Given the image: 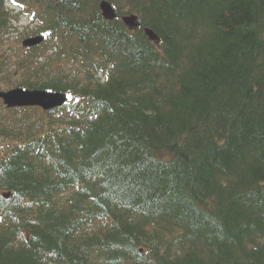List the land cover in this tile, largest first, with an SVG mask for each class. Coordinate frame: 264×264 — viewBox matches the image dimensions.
<instances>
[{
  "label": "trees",
  "instance_id": "1",
  "mask_svg": "<svg viewBox=\"0 0 264 264\" xmlns=\"http://www.w3.org/2000/svg\"><path fill=\"white\" fill-rule=\"evenodd\" d=\"M8 1L0 264H264V0Z\"/></svg>",
  "mask_w": 264,
  "mask_h": 264
},
{
  "label": "water",
  "instance_id": "2",
  "mask_svg": "<svg viewBox=\"0 0 264 264\" xmlns=\"http://www.w3.org/2000/svg\"><path fill=\"white\" fill-rule=\"evenodd\" d=\"M100 9L102 15L106 19H112L116 13L109 2L101 1ZM123 23L128 29L135 30L138 26L137 15L128 14L121 17ZM147 36L157 42V35L148 28L144 29ZM41 37H31L23 40V45H32L40 41ZM0 97L7 106L16 105H38L43 109L52 108L63 103L65 97L61 93L46 92L44 90H23L21 88H13L4 92H0Z\"/></svg>",
  "mask_w": 264,
  "mask_h": 264
},
{
  "label": "rangeland",
  "instance_id": "3",
  "mask_svg": "<svg viewBox=\"0 0 264 264\" xmlns=\"http://www.w3.org/2000/svg\"><path fill=\"white\" fill-rule=\"evenodd\" d=\"M25 22H26V20H23V21H22V23H25Z\"/></svg>",
  "mask_w": 264,
  "mask_h": 264
}]
</instances>
